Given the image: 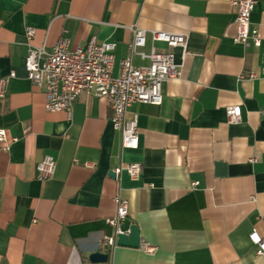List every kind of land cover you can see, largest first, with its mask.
Wrapping results in <instances>:
<instances>
[{
  "label": "crops",
  "instance_id": "obj_1",
  "mask_svg": "<svg viewBox=\"0 0 264 264\" xmlns=\"http://www.w3.org/2000/svg\"><path fill=\"white\" fill-rule=\"evenodd\" d=\"M230 1L0 0V81L15 75L0 94L10 144L0 152V264H95L92 253L108 255L96 264H264L248 238L263 229L264 44L234 42ZM255 2L250 23L264 39V0ZM136 27L147 33L140 51L172 53L179 76L163 84L159 106H130L139 145L123 150L104 99L80 94L69 118L45 110L44 89L24 70L25 33L47 52L61 39L70 49L113 43L116 76L124 59L149 65L130 54ZM151 31L183 33L186 55L152 43ZM228 107L238 123L227 122ZM44 157L55 172L39 180ZM128 163L141 165L138 178L114 172ZM117 195L153 253L103 247Z\"/></svg>",
  "mask_w": 264,
  "mask_h": 264
},
{
  "label": "built area",
  "instance_id": "obj_2",
  "mask_svg": "<svg viewBox=\"0 0 264 264\" xmlns=\"http://www.w3.org/2000/svg\"><path fill=\"white\" fill-rule=\"evenodd\" d=\"M230 3L235 10L234 42L244 47H248L250 42L255 47L264 44V39L259 37L257 29L250 23L255 0H231ZM146 34L143 29L134 28L129 51L131 55L136 54L147 59L149 65L135 67L130 58H127L120 61L118 73L113 76L115 44L98 43L91 39L84 47L70 49L67 40L61 39L47 52L44 48L31 46L34 30L27 29L25 35L28 53L24 60L26 77L35 87L44 89V108L49 113L62 112L69 118L76 98L82 93L104 99L111 113L112 128L120 135L121 148L136 150L139 145L137 115L134 114L128 119V109L133 103L159 106L163 98V84L179 76L172 53L157 52L153 47L149 54L140 51L145 46ZM149 34L152 43H164L170 49L180 48L182 55H186V36L183 33L151 31ZM260 70L264 75V65ZM14 76V73H10L8 78L0 81V94L7 80ZM247 77L252 79L256 75L247 73ZM226 116L228 123L236 124L240 121V111L236 107H228ZM16 140L13 138L11 142ZM9 145L5 130L0 128V152H8ZM251 161L255 162L256 158ZM54 172L55 161L52 157H44L37 165L39 180L51 178ZM114 172H125L131 179H136L141 174L142 167L139 163H128ZM113 203L114 214L106 220L113 233L105 236L102 241L103 247L110 250L116 247L117 235L121 233L120 226L128 214V203L124 198L117 195L113 198ZM261 220L262 233L258 234L253 229L248 238L254 246L255 255L264 261V216ZM139 247L145 253L155 251L147 243H141Z\"/></svg>",
  "mask_w": 264,
  "mask_h": 264
},
{
  "label": "water",
  "instance_id": "obj_3",
  "mask_svg": "<svg viewBox=\"0 0 264 264\" xmlns=\"http://www.w3.org/2000/svg\"><path fill=\"white\" fill-rule=\"evenodd\" d=\"M113 176V174H112ZM120 234L117 235L116 245L119 247H127L138 249L140 246L139 230L135 225H131L130 221L126 218L120 226ZM91 263H106L108 261L107 254L92 253L89 256Z\"/></svg>",
  "mask_w": 264,
  "mask_h": 264
}]
</instances>
